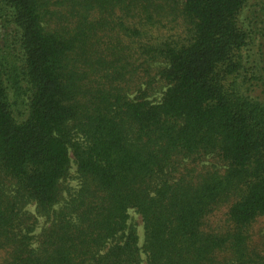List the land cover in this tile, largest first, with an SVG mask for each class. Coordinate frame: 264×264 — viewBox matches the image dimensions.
<instances>
[{
    "label": "trees",
    "instance_id": "1",
    "mask_svg": "<svg viewBox=\"0 0 264 264\" xmlns=\"http://www.w3.org/2000/svg\"><path fill=\"white\" fill-rule=\"evenodd\" d=\"M260 222L264 0H0V264H264Z\"/></svg>",
    "mask_w": 264,
    "mask_h": 264
},
{
    "label": "rangeland",
    "instance_id": "2",
    "mask_svg": "<svg viewBox=\"0 0 264 264\" xmlns=\"http://www.w3.org/2000/svg\"><path fill=\"white\" fill-rule=\"evenodd\" d=\"M157 95H155L156 97ZM77 175H76V171H75V167L72 166L71 170H70V176L67 178V180L65 181L67 186H71V187H76L77 186ZM27 210L29 211H34V204H30L27 206ZM226 210L225 206L220 207L217 211H215V220L220 221L222 220L223 216H224V212ZM128 225L133 226L134 229L136 230L137 233V237H138V245L140 247H142L143 245V241H144V228H143V222L141 219L140 214L133 208H130L128 210V220H127ZM45 224V219L44 218H39V223L37 225L36 228V232H38L40 230V228L42 227V225ZM256 227L260 230H256V233H261L264 234L262 231H264V222H260L256 225ZM263 237V236H262ZM261 237V238H262ZM256 237L255 239H261ZM142 258L145 260V254L142 252ZM144 260L142 262V264L144 263Z\"/></svg>",
    "mask_w": 264,
    "mask_h": 264
}]
</instances>
